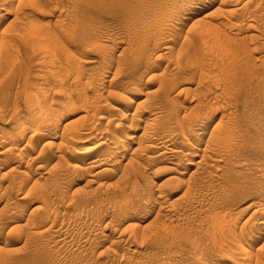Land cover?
<instances>
[{"label":"rangeland","instance_id":"rangeland-1","mask_svg":"<svg viewBox=\"0 0 264 264\" xmlns=\"http://www.w3.org/2000/svg\"><path fill=\"white\" fill-rule=\"evenodd\" d=\"M35 1L0 0V264H264V0Z\"/></svg>","mask_w":264,"mask_h":264},{"label":"bare ground","instance_id":"bare-ground-1","mask_svg":"<svg viewBox=\"0 0 264 264\" xmlns=\"http://www.w3.org/2000/svg\"><path fill=\"white\" fill-rule=\"evenodd\" d=\"M8 1H10V0H8ZM34 1H35V0H34ZM57 1H59V0H57ZM79 1H81V0H79ZM85 1H86V0H85ZM85 1H84V2H85ZM109 1H110V0H108V2H109ZM172 1H173V0H172ZM175 1H176V0H175ZM199 1H200V0H199ZM251 1H253V0H251ZM12 2H13V1H12ZM12 2H11V3H12ZM30 2H31V1H30ZM37 2H38V1H37ZM82 2H83V1H82ZM84 2H83V3H84ZM90 2H91V1H90ZM90 2H89V4H90ZM98 2H100V4H101V0L98 1ZM98 2H97V3H98ZM200 2H202V0H201ZM223 2H225V1L223 0ZM229 2H231V1H229ZM229 2H228L227 5H229ZM11 3H10V4H11ZM78 3H79V2H78ZM87 3H88V2H85V4H87ZM92 3H93V2H92ZM92 3H91V4H92ZM97 3H96V4H97ZM103 3H104V5H108V4H109V3H108V4H105V3H107V0H106V2H105V0H104V2H103V0H102V4H101L102 7L104 6ZM164 3H166V1H165ZM169 3H170V1H169ZM35 4H36V1H35ZM94 4H95V3H94ZM96 4H95V5H96ZM100 4H99V5H100ZM196 4H197V3H196ZM209 4H211V3H209ZM166 5H167V4H166ZM170 5H171V3H170ZM172 5H173V4H172ZM175 5H177V4H175ZM186 5H187V4H186ZM189 5H191V4H189ZM82 6H83V4H81L79 7L82 8ZM89 6H90V5H89ZM101 6H99V7L102 8ZM164 6H165V5H164ZM192 6H193V5H192ZM209 6H210V5H209ZM230 6H232V5L230 4L229 7H230ZM84 7H85V6H84ZM97 7H98V6H97ZM167 7H168V6H167ZM189 7H190V6H189ZM207 7H208V3H207V5H205V4H204V5H203V4L201 5V3H200V4H198V6L195 5V8H194V9H193V7H192V10L195 11V12H199V11L206 10ZM95 8H96V6H95ZM159 8H160V7H159ZM159 8H157V9H159ZM161 8H162V7H161ZM166 9H167V8H166ZM173 9H174V7H173ZM149 10H150V9H149ZM163 10H164V7H163ZM163 10H162V11H163ZM162 11H161V13H162ZM223 11H224V10H223ZM146 12H147V11H146ZM159 12H160V11H159ZM159 12H158V13H159ZM163 12H164V11H163ZM172 12H173V14L170 16L171 18H170L169 20H171L172 22H174V21L178 22V21H179V22L177 23V25H185L186 22H187V21L189 22V20L191 19V17H190L191 14H189V15H187L188 17L185 16L183 19H180V20H179V17L176 16L177 14H174L175 12L178 13V12H177V7H176V10L174 9V11H172ZM226 12H227V11L224 12L225 15H226ZM142 13L144 14V11L141 12V14H142ZM153 13H155V12H153ZM156 13H157V12H156ZM156 13H155V14H156ZM131 14H132V13H130V15H131ZM141 14H140V15H141ZM143 14L141 15V17L143 16ZM151 14H152V12H151L149 15H148V12H147V15H148V16H150ZM159 14H160V13H159ZM159 14H158V15H154V14H152V17H153V15H154V16L156 17V20H157V16H161V15H159ZM227 14H231L230 11H229ZM132 15H133V14H132ZM132 15H131V16H132ZM140 15H139V16H140ZM147 15H146V16H147ZM136 16H138V15H136ZM136 16H135V18L130 17V18H131L130 20H132V19H133L134 21L137 20L138 18H137ZM146 16H143V17L146 18L147 21H148L149 18L151 19V17L147 18L148 16H147V17H146ZM127 17H129V15H128ZM133 17H134V15H133ZM143 17H142V18H143ZM177 17H178V19H177ZM225 17H226V16H225ZM4 18H5L4 16L0 17V23L4 20ZM136 18H137V19H136ZM127 19H128V18H127ZM140 19H141V18H140ZM146 19H145V20H146ZM152 19H154V18H152ZM124 20H125V19H124ZM128 20H129V19H128ZM133 20H132V21H133ZM138 20H139V19H138ZM143 20H144V19H143ZM145 20H144V21H145ZM156 20H155V22H156V24H157V21H156ZM173 20H174V21H173ZM132 21H131L130 23H132ZM151 21L154 22L153 20H151ZM138 22H140V20H139ZM176 22H174V23H176ZM195 22H198V20L195 21ZM199 22H201V21H199ZM76 23H77V21H76ZM134 23L136 24L137 21L134 22ZM140 23L145 24L144 22H140ZM140 23H138V25H139ZM147 23H148V22H147ZM147 23H146V25H147ZM149 23H151L150 20H149ZM149 23H148V24H149ZM179 23H180V24H179ZM74 24H75V22H74ZM143 24H142V25H143ZM153 24H154V23H152L151 25H153ZM156 24H155V28H156V26H157ZM193 24H194V23H193ZM193 24L190 26L191 28H193V27H192V26H194ZM200 24H202V23H200ZM200 24H199V25H197V23L195 24V25H197V27H196L197 29H198V28L201 29V28L204 27V26L202 27ZM232 24H235V23H232ZM232 24H231V25H232ZM236 24H237V23H236ZM75 25H76V24H75ZM75 25H74V27H75ZM127 25H128V24H127ZM133 25H134V24H132V25H130V26L132 27ZM143 26H144V25H143ZM143 26H142V27H143ZM147 26H148V25H147ZM149 26H150V25H149ZM185 26H187V25H185ZM185 26H182V27H185ZM188 26H189V25H188ZM237 26H239V24H238ZM136 27H137V25H136ZM140 27H141V25H140ZM140 27H137V28H140ZM142 27H141V28H142ZM150 27H151V26H150ZM152 27H153V26H152ZM194 27H195V26H194ZM200 27H201V28H200ZM233 27L235 28V26L232 25L231 28H233ZM75 28H76V27H75ZM146 28H147V27H146ZM146 28H145V29H146ZM180 28H181V26H180ZM196 28H195V30H196L197 34L195 33V30H194V33H195L196 35H198L199 31H201V30H199V29L197 30ZM145 29L143 28V30H145ZM148 29H149V28H148ZM150 29H151V28H150ZM151 30H152V29H151ZM179 30H181V29H179ZM146 31H147V30H146ZM182 31H183V30H182ZM182 31H181V32H182ZM149 32H150V31H149ZM152 32H154V31H152ZM146 33H147V32H146ZM201 33H203V32L201 31ZM151 34H153V33H151ZM147 35H149V34H146V36H147ZM199 35H200V34H199ZM150 36H153V37H154V34H153V35H150ZM148 37H149V36H147V39H149ZM175 37H176V36H175ZM35 39H36V38H35ZM151 39H152V37H151L149 40H151ZM37 40H38V39H37ZM149 40H148V41H149ZM170 40H171V39H170ZM95 41H96V40H95ZM168 41H169V40H168ZM95 43H97V42H95ZM89 44L96 46V44H94L93 42H92V43L89 42ZM98 46L100 47V45H98ZM168 46H169V45L167 44V41H165V44L163 45V47H162L161 50H168ZM99 47H98V48H99ZM101 47H102V46H101ZM94 48H95V47H94ZM94 48H92V49H94ZM169 48H170V47H169ZM90 50H91V49H90ZM226 50H228V49H226ZM95 51H96V50H95ZM98 51H99V50H98ZM224 51H225V50H224ZM228 51H229V50H228ZM228 51L225 52V55H227V53H230V52H228ZM96 53H98V52H96ZM99 53H100V52H99ZM243 53H245L244 50H243ZM234 54H235V53H234ZM97 58H98V56H97ZM99 58H100V57H99ZM102 58H103V57H102ZM100 59H101V58H100ZM85 60H86V58H85ZM88 60H89V59H88ZM102 60H103V59H102ZM69 61L71 62L72 60L70 59ZM90 61H92V59H91ZM90 61H87V62H90ZM94 61H95V60H94ZM73 62H74V60H73ZM76 62H77V61H76ZM76 62H74L73 64H76ZM67 63H69V62H67ZM71 63H72V62H71ZM71 63H69L70 66H71ZM78 63H79V62H78ZM78 63H77V64H78ZM81 63H82V61L80 62V64H81ZM93 63H94V62H91V64H93ZM88 64H89V63H88ZM69 65L67 64V68H69V67H68ZM82 65H83V64H81V66H80V65H77V66H80V68H81ZM89 65H90V64H89ZM73 66H74V65H73ZM73 66H71V67H73ZM84 66H87V64H86V65H83V67H84ZM71 67H70V68H71ZM80 68L78 67V70H80ZM71 69H72V68H71ZM78 70H77V71H78ZM71 71H73V70H71ZM71 71H70V72H71ZM75 72H76V71H75ZM78 72H79V71H78ZM78 72H77V73H78ZM80 72H82V68H81V71H80ZM72 73H73V72H72ZM73 74H74V73H73ZM75 74H76V73H75ZM80 75H82V73H80ZM77 76H78V75H77ZM76 78H77V77H76ZM202 79H203V77H202ZM205 79H206V75H205ZM230 79H233V78H230ZM235 79H236V78H235ZM203 80H204V79H203ZM2 81H3V80H2ZM204 81H206V80H204ZM230 81H231V80H230ZM230 81H229V82H230ZM206 82H207V81H206ZM231 82H232V81H231ZM186 84H189V83H186ZM210 84H211V83H210ZM230 84L232 85L233 82L230 83ZM236 84H237V81H236ZM184 85H185V84H184ZM212 85H213V84H212ZM213 86H214V85H213ZM215 86H217V87L220 88V86H218L217 84H215ZM185 88H186V87H185ZM185 88L182 89V90L180 89L181 92H182V91H185ZM214 88H215L216 90L219 89V88L217 89L216 87H214ZM207 89L209 90V88H207ZM207 89H206V91H207V93H208V90H207ZM180 90H179V91H180ZM186 90H187V89H186ZM210 91H211V90H210ZM210 91H209V93H210ZM211 92H212V91H211ZM204 93H205V91H204ZM204 93H203V94H204ZM214 93H215V92H214ZM179 94H181V93H179ZM214 95H215V97H213V99L216 100V99H217V98H216V97H217V96H216V93H215ZM214 95H213V96H214ZM217 95H218V93H217ZM222 95H223V94H222ZM30 96H32V95H30ZM30 96L27 98V100L31 98ZM202 96H203V95H202ZM202 96L200 95V97H202ZM207 96H208V94H206V97L203 96L202 99L207 98ZM219 96H220V95H219ZM32 97H33V96H32ZM82 97H83V96H82ZM84 97H85V96H84ZM84 97H83V98H84ZM86 97H87V96H86ZM86 97L84 98V99H85V102H84V100L82 99V103L84 102V104L87 103V101L89 100V99L87 100ZM87 98H88V97H87ZM91 98H92V96H91ZM208 98H209V97H208ZM223 98L226 99L225 96H224ZM223 98H222V99H223ZM35 99H36V98H35ZM68 99H69V98H68ZM94 99H95V97H94ZM218 99H219V98H218ZM220 99H221V97H220ZM27 100H26V101H27ZM30 100H31V99H30ZM32 100H34V98H33ZM86 100H87V101H86ZM90 100H91V99H90ZM92 100H93V98H92ZM198 100L200 101V99H198ZM28 101H29V100H28ZM28 101H27V102H28ZM36 101H37V100H36ZM66 101H67V100H66ZM66 101H65V102H66ZM69 101L71 102V100H69ZM93 101H94V100H93ZM199 101H198V102H199ZM27 102H26V103H27ZM29 102H30V101H29ZM29 102H28V103H29ZM32 102H34V101H32ZM67 102H68V101H67ZM80 102H81V101H80ZM34 103H36V102H34ZM37 103H38V102H37ZM30 104H32V103L30 102ZM30 104H28L29 106L27 105V107H30ZM38 104H39V105H36V107L39 106V110H38L37 108H34V109H33V110H37V111H35L36 113H37L38 111L40 112V109H41V107H40V106H41L40 103H38ZM199 104H200V103H199ZM32 105H33V104H32ZM34 107H35V105H34ZM83 107H84V106H83ZM137 107H138V106H137ZM49 108H50V107H49ZM84 108H85V107H84ZM28 109L31 110V107L28 108ZM116 110H117V109H116ZM31 111H32V110H31ZM31 111H30V112H31ZM117 111H118V110H117ZM119 111H121V110H119ZM39 112H38V113H39ZM38 113H37V114H38ZM159 113H160V112H159ZM39 114L41 115V113H39ZM50 114H51V113H50ZM122 114H123V113H122ZM157 114H158V113H157ZM34 115H35V113H34ZM123 115H124L123 117H125L126 119L129 117V118L131 119V120H130L131 123H132V121L135 120V118L137 119V117H138V113H137V111H133L132 113H129V114H126V115L123 114ZM37 116H38V118H39V119L36 118V119H38V121H39L40 119H42V118H40L39 115H37ZM120 116H121V115H120ZM187 116H188V115H187ZM187 116L185 115V118H187V120H188L190 117H189V116L187 117ZM195 116H196V115H195ZM50 117H51V116H50ZM121 117H122V116H121ZM34 118H35V117H34ZM125 118H124V119H125ZM36 119H33V120L36 121ZM45 119H46V118H45ZM96 120H100V117H99V119L96 118ZM121 120H122V118H121ZM128 120H129V119H128ZM187 120H186V122L189 121V120H188V121H187ZM190 120H192V119L190 118ZM38 121H37V122H38ZM44 121H46V120H44ZM44 121L41 120L40 123H42V122H44ZM135 121H136V120H135ZM135 121H134V122H135ZM189 122H190V121H189ZM189 122H188V123H189ZM200 122H201V121H200ZM31 123H32V122H31ZM190 123H191V122H190ZM190 123H189V124H190ZM32 124H34V122H33ZM37 124H38V126H40L39 122H38ZM37 124H36V125H37ZM185 124H186V123H185ZM185 124H184V125H185ZM200 124H203V123H200ZM52 125H53V124H52ZM191 125H192V124H191ZM38 126H37V128H38ZM42 126H43V125H42ZM48 126H49V123H48ZM118 126H120V125L117 124V127H118ZM122 126H123V125H122ZM131 126H132V125H131ZM135 126H136V125H135ZM189 126H190V125H189ZM201 126H202V125H201ZM220 126H221V128L226 129L225 127H223V125H220ZM50 127H53V126H49V130H51ZM123 127H124V126H123ZM129 127H130V126H129ZM132 127H134V124H133ZM185 127H186V126H185ZM190 127H191V126H190ZM198 127H199V126H198ZM37 128H36V130L39 129V128H38V129H37ZM40 128H41V127H40ZM43 128H44V127H43ZM115 128H116V127H115ZM118 128H119V127H118ZM120 128H121V127H120ZM153 128H154V127H153ZM183 128H184V127H183ZM183 128H182V129H183ZM186 128H188V127H186ZM192 128H193V130H194V127H191V129H192ZM195 128H196V127H195ZM200 128H201V127H200ZM221 128H220V129H221ZM47 129H48V128H47ZM129 129H130V128H129ZM180 129H181V128H180ZM184 129H185V128H184ZM184 129H183V130H184ZM189 129H190V128H189ZM220 129H219V130H220ZM36 130H34L35 133H36ZM40 130H41V129H40ZM43 130H44V129H43ZM45 130H46V127H45ZM49 130H48V133H50V132L52 131V130H51V131H49ZM41 131H42V130H41ZM144 131H146V130H143V133H144ZM150 131H151V130H150ZM200 131H201V130H200ZM225 131H226V130H225ZM39 132H40V131H39ZM46 132H47V130H46ZM46 132H44V133H46ZM147 132L149 133V129H148ZM147 132H145V133H147ZM153 132H154V131H153ZM170 132H171V131H170ZM190 132H191V131H190ZM193 132H194V131H193ZM221 132H224V131H221ZM227 132H228V131H227ZM227 132H225V133L227 134ZM230 132H231V131H230ZM230 132H229V133H230ZM37 133H38V132H37ZM143 133H142V136L145 135V133H144V135H143ZM154 133H155V132H154ZM181 133H184V131H181ZM188 133H189V132H188ZM225 133L223 134V137H224V138L226 137V136H224ZM231 133H232V132H231ZM167 134H168V133H167ZM184 134H185V136H186L187 138L189 137V136L186 135V133H184ZM192 134H193V133H192ZM234 134H235V133H234ZM50 135H51V134H50ZM150 135H151V134H150ZM152 135H153V134H152ZM171 135H172V134H171ZM189 135H190V133H189ZM193 135H194V134H193ZM218 135H220V134H218ZM33 136H34V135H33ZM36 136H37V138L41 139L42 137L44 138L45 135H44L43 132H42V133H40V135H39L40 137H38V135H36ZM145 136H147V134H146ZM145 136H144V137H145ZM167 136H169V134H168ZM172 136H173V135H172ZM182 136H183V134H182ZM230 136H231V137H234V138L236 137V136H234V135H233V136L230 135ZM131 137H132V136H131ZM150 137H152V136H150ZM162 137H163V136H162ZM164 137H165V136H164ZM198 137H199V136H198ZM218 137H219V136H218ZM227 137H228V136H227ZM45 138H46V136H45ZM68 138H69V137H68ZM132 138H134V137H132ZM170 138H171V136L169 137V139H170ZM184 138H185V137H183V139H184ZM187 138H185V139L190 141V139H187ZM220 138H221V137H220ZM220 138H217V140H216V142H215L216 144H219V143H217V141H219ZM224 138H223V139H224ZM228 138L231 140L230 137H228ZM234 138H233V139H234ZM236 138H237V137H236ZM161 139H162V138H161ZM163 139H164V138H163ZM166 139H167V137H166ZM166 139H165V140H166ZM173 139H174V138H173ZM193 139H194V138H193ZM208 139H209V138H208ZM208 139H207V140H208ZM223 139L221 138L220 141L223 142ZM229 139H228V140H229ZM139 140H141V139L139 138ZM139 140L137 139V141H139ZM148 140H149V139H148ZM167 140H168V139H167ZM186 140H184V141H186ZM191 140H192V139H191ZM199 140H200V139H199ZM230 140H229V141H230ZM234 140H235V139H234ZM159 141H160V139H159ZM171 141H172V140H170V141L168 140V141H166V142L168 143V142H171ZM189 141H188V144H189V143L191 144V141H190V142H189ZM192 141H193V140H192ZM226 141H227V138H226ZM229 141L226 142V143H229ZM172 142H174V141H172ZM175 142H176V141H175ZM182 142H183V140H182ZM182 142H181V143H182ZM193 142H194V141H193ZM200 142H201V141H200ZM224 142H225V140H224ZM233 142H234V141H233ZM233 142H232V143H233ZM149 143H150V142H149ZM206 143H207V141H206ZM211 143H212V142H211ZM220 143H221V142H220ZM232 143H229V144H223V143H222L221 145H223V147H226V146H227V148H228V147L230 146V144H232ZM103 144H104V143H102V142H98L96 145H95V143H94V146H93V145H88V147L85 148L86 154H87L88 156L91 157L92 155H94V154L97 152V151H96L97 149H99V148H101L102 146H104ZM139 144H140V143H139ZM152 144H154V143H152ZM152 144H151V145H152ZM170 144H171V143H169V145H170ZM175 144L177 145V143H175ZM188 144H185V145H187V147H188V146H189ZM195 144H196V143H195ZM212 144H213V143H212ZM52 145H53V144H52ZM156 145H157V144H156ZM156 145H155V146H156ZM159 145H161L160 147H163V148H164V145L166 146L165 142H161ZM167 145H168V144H167ZM172 145H174V143H173ZM179 145L182 146V144H178V146H179ZM185 145H184V142H183V148L185 147ZM206 145H207V144H206ZM225 145H226V146H225ZM228 145H229V146H228ZM46 146H47V143H46ZM138 146H139V145H138ZM178 146H176V147H178ZM195 146H196V145H195ZM231 146H232V145H231ZM233 146H234V143H233ZM233 146H232V147H233ZM236 146H237V145H236ZM236 146H235V147H236ZM85 147H86V146H85ZM157 147H158V146H157ZM157 147H156V148H157ZM168 147H169V146H168ZM171 147L174 148L175 146H174V147L171 146ZM190 147H191V146H190ZM192 147H193V145H192ZM223 147L220 146V147H217V148L220 149V148H223ZM232 147H230V148H232ZM102 148H103V147H102ZM113 148H114V147H113ZM139 148H140V146H139ZM147 148H151V147H147ZM153 148H155V147L153 146ZM158 148H159V147H158ZM165 148H166V147H165ZM195 148H196V147H195ZM198 148H199V147H198ZM209 148H210V147H209ZM209 148L206 147V149H209ZM211 148H213V147H211ZM227 148H226V149H227ZM233 148H234V147H233ZM110 149H112V148H110ZM180 149H181V148H180ZM189 149H191V148H189ZM189 149H188V150H185V151L188 152ZM192 149H193V148H192ZM214 149H216V146L214 147ZM219 149H217V150H219ZM236 149H237V148H236ZM7 150H9V149H7ZM113 150H114V149H113ZM116 150H118V149L116 148ZM153 150H154V149H153ZM159 150H160V149H159ZM162 150H163V149H162ZM177 150H178V149H177ZM193 150L196 151L195 149H193ZM193 150H192V151H193ZM197 150H198V149H197ZM203 150H204V149H202L201 152H203V153L206 152V151L208 152V150H204V151H203ZM210 150H211V149H210ZM222 150L224 151L225 148H223ZM108 151H109V150H108ZM108 151H107V152H108ZM167 151H168V149H167ZM174 151H176V149H175ZM179 151H180V150H179ZM182 151H183V149H182ZM194 151H193V153H196V152H194ZM199 151H200V150H199ZM199 151H198V152H199ZM211 151H212V150H211ZM214 151H215V150H214ZM219 151H220V150H219ZM219 151H215V153H216V152H219ZM225 151H226V150H225ZM235 151H237V150H235ZM107 152H106V153H107ZM146 152H147V151H146ZM159 152H161V153H158V155L154 158L155 160H159V159H162V158H163V156H164V152H163V153H162V151H159ZM171 152L174 154V152L172 151V149H171ZM187 152H186V153H187ZM189 152H191V151H189ZM207 152H206V154H207ZM220 152H221V151H220ZM220 152H219V153H220ZM229 152H232V151H229ZM237 152H238V151H237ZM1 153H2V152H1ZM108 153H109V152H108ZM186 153H184L185 156H186ZM191 153H192V152H191ZM191 153L188 154L189 157H192L193 155L195 156V154H193V153L191 154ZM215 153H214V154H215ZM222 153H224V152H222ZM234 153H235V152H234ZM113 154H115V153L112 152L111 155H113ZM167 154H168V153H167ZM176 154H177V153H176ZM178 154L180 155V154H182V153H181V152H180V153L178 152ZM178 154H177V155H178ZM204 154H205V153H204ZM117 155H118V154H117ZM170 155H172V154H170ZM188 155H187V156H188ZM202 155H203V154H202ZM222 155H223V154H222ZM88 156H86V157H88ZM106 156H107V155H106ZM108 156H109V154H108ZM108 156H107V158H109ZM173 156H174V155H173ZM173 156H171V157L173 158ZM205 156L208 157L209 155H205ZM212 156H213V154H212L210 157H212ZM225 156H226V155H225ZM225 156H224V157H225ZM230 156H231V155H230ZM86 157H85V158H86ZM111 157H112V156H110V158H111ZM165 157H166V154H165ZM175 157H176V156H175ZM207 157H206V158H207ZM224 157H223V158H224ZM202 158H203V157H202ZM208 158H209V157H208ZM88 159H89V158H88ZM90 159H92V158H90ZM167 159H168V158H167ZM167 159H166V160H167ZM103 160H105V159H103ZM168 160H170V156H169V159H168ZM85 161H86V160H85ZM91 161H92V160H91ZM107 161H108V159H107ZM107 161H106V162H107ZM159 161H160V160H159ZM89 162H90V161H89ZM94 162H95V161H94ZM99 162H100V161H99ZM106 162H105V164H106ZM163 162H164V161H163ZM201 162H202V161H201ZM92 163H93V162H92ZM108 163H109V162H108ZM110 163H111V160H110ZM168 163H169V162H168ZM88 164L90 165V163H88ZM93 164H94V163H93ZM93 164H92V165H93ZM96 164H98V163L96 162ZM103 164H104V163H103ZM103 164L100 163V165H103ZM105 164H104V165H105ZM98 165H99V164H98ZM98 165H97V166H98ZM100 165H99V166H100ZM97 166H96V168L99 167V166H98V167H97ZM74 167H75V166H74ZM76 167H77V166H76ZM76 167H75V168H76ZM258 210H259V209H258ZM260 212H261V211H260ZM261 213H262V212H261ZM261 213H260V215H261ZM262 214H264V213H262ZM260 215H259V216H260ZM259 216H258V217H259ZM252 236H253V238L251 237L252 239H251V238H250V239L253 241L252 243H255V242L257 241V239L259 238V234L252 235ZM240 248H241V247L239 246V249H240ZM242 250H245V249L242 248ZM239 252H242V254L245 255V253H243V251L240 250ZM242 256H243V255H242ZM240 257H241V256H240ZM243 257H244V256H243ZM243 257H242V258H243ZM242 258H241V259H242ZM241 259H238L237 261L239 262V260H241Z\"/></svg>","mask_w":264,"mask_h":264},{"label":"snow or ice","instance_id":"snow-or-ice-1","mask_svg":"<svg viewBox=\"0 0 264 264\" xmlns=\"http://www.w3.org/2000/svg\"><path fill=\"white\" fill-rule=\"evenodd\" d=\"M184 2L192 4L193 5V9H194L195 5L197 3V0H184Z\"/></svg>","mask_w":264,"mask_h":264}]
</instances>
